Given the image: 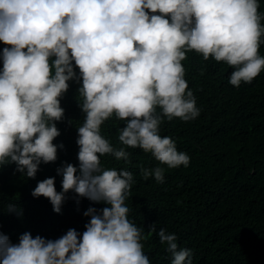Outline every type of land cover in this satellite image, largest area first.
<instances>
[{
	"label": "clouds",
	"instance_id": "clouds-1",
	"mask_svg": "<svg viewBox=\"0 0 264 264\" xmlns=\"http://www.w3.org/2000/svg\"><path fill=\"white\" fill-rule=\"evenodd\" d=\"M259 0H0V165L34 178L39 165L57 159L53 143L63 118L60 98L79 82L84 122L77 127L78 165L64 163L61 191L55 177L37 182L33 197L48 198L60 212L73 191L106 206L89 207L82 233L69 228L57 239L24 232L18 243L0 234V264H150L144 229L128 218L125 200L133 174L102 167L111 154L127 161L139 147L168 168L187 166L189 156L160 134L166 118L199 115L182 61L194 50L232 68L229 83H249L264 71V13ZM78 69V71H77ZM123 120L120 147L101 132L110 117ZM157 182L164 168L142 169ZM156 232L171 264H193L175 233Z\"/></svg>",
	"mask_w": 264,
	"mask_h": 264
},
{
	"label": "trees",
	"instance_id": "trees-1",
	"mask_svg": "<svg viewBox=\"0 0 264 264\" xmlns=\"http://www.w3.org/2000/svg\"><path fill=\"white\" fill-rule=\"evenodd\" d=\"M258 11L264 13V0H259ZM4 46L0 42V50ZM258 51L264 55V43ZM182 64L199 115L189 121L165 118L160 134L175 140L177 149L189 156L188 165L168 168L139 147H126L127 161L106 154L101 165L133 174L125 204L129 220L144 229L141 243L150 264H171L166 245L150 230L153 224L156 231L175 233L178 246L191 249L193 264H264V71L237 87L229 83L232 68L224 62L189 50ZM68 83L60 98L63 118L55 121L60 134L53 143L63 145L57 148V159L42 162L34 178L16 171L15 163L0 165V234L13 243L26 231L53 240L69 228L82 233L90 220L84 212L106 206L69 190L55 212L48 198L31 194L48 177H55V188L61 191L57 168L79 163L82 97L79 82ZM124 123L110 117L100 132L120 147L118 130ZM156 166L164 168L162 182L145 178L141 171Z\"/></svg>",
	"mask_w": 264,
	"mask_h": 264
}]
</instances>
